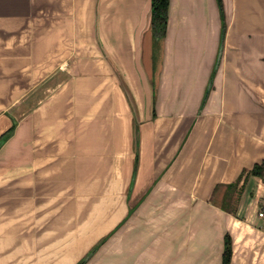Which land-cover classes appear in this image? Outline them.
<instances>
[{
    "label": "crops",
    "instance_id": "1",
    "mask_svg": "<svg viewBox=\"0 0 264 264\" xmlns=\"http://www.w3.org/2000/svg\"><path fill=\"white\" fill-rule=\"evenodd\" d=\"M150 16L0 0V264H77L106 235L84 264H221L226 233L229 264H264V182L221 205L264 159V0H169L155 70Z\"/></svg>",
    "mask_w": 264,
    "mask_h": 264
},
{
    "label": "trees",
    "instance_id": "2",
    "mask_svg": "<svg viewBox=\"0 0 264 264\" xmlns=\"http://www.w3.org/2000/svg\"><path fill=\"white\" fill-rule=\"evenodd\" d=\"M168 5L169 0H151V16H150V25H149V32L151 33V39H152V68L155 70L156 68V58L158 57V49L157 45L160 39L163 38L165 26H166V19H167V12H168ZM155 45V46H154ZM13 127H10L8 131L4 132L0 139L6 138L10 132L12 131ZM249 176H255L260 178L264 182V159L259 162L255 163L253 167L249 170H242L239 176L237 177L236 181L230 185H227V189H229L228 192H226L222 198V208L227 211L234 212L235 208H231L229 204L231 203L232 199V192L238 187V184L240 181H242V185L247 181V178ZM241 189V188H240ZM238 193H241L239 190ZM109 235H106L102 237L98 242L94 244L92 249H96L99 247V245L108 237ZM232 253L231 248V238L226 233L224 235V248L222 252V261L221 264H229L230 263V257Z\"/></svg>",
    "mask_w": 264,
    "mask_h": 264
},
{
    "label": "rangeland",
    "instance_id": "3",
    "mask_svg": "<svg viewBox=\"0 0 264 264\" xmlns=\"http://www.w3.org/2000/svg\"><path fill=\"white\" fill-rule=\"evenodd\" d=\"M49 86H51V85H49ZM44 88H47V87H44ZM45 90V89H44ZM222 191L223 190H220L219 192H218V194L216 195V197L215 198H218V199H220L222 196H221V194H222ZM220 201V200H219ZM87 240H89V239H87ZM96 240V239H95ZM94 240V241H95ZM94 241H89L88 242V244L85 246V248H86V250H88V248L92 245V243L94 242ZM82 243V242H81ZM103 247H110V242L108 241L105 245H103ZM85 251V249L83 248L82 250H81V252L83 253ZM103 253V252H102ZM84 255H81V257H83ZM91 257V256H90ZM96 263H98V264H109L110 263V257L109 256H103V258H98V260L96 261Z\"/></svg>",
    "mask_w": 264,
    "mask_h": 264
},
{
    "label": "water",
    "instance_id": "4",
    "mask_svg": "<svg viewBox=\"0 0 264 264\" xmlns=\"http://www.w3.org/2000/svg\"><path fill=\"white\" fill-rule=\"evenodd\" d=\"M149 29V28H148ZM157 71V70H156ZM7 138V137H6ZM6 138H4V139H0V145L5 141V139ZM98 242V241H97ZM104 242V241H103ZM102 242V243H103ZM101 243V244H102ZM100 244V245H101ZM99 245V246H100ZM94 246V245H93ZM92 246V247H93ZM92 247H91V249L86 253V255L80 260V261H78V263L77 264H84L89 258H90V256H92L93 255V253L96 251V249H92Z\"/></svg>",
    "mask_w": 264,
    "mask_h": 264
},
{
    "label": "built area",
    "instance_id": "5",
    "mask_svg": "<svg viewBox=\"0 0 264 264\" xmlns=\"http://www.w3.org/2000/svg\"><path fill=\"white\" fill-rule=\"evenodd\" d=\"M258 214H259V216H262L263 215V212L260 211Z\"/></svg>",
    "mask_w": 264,
    "mask_h": 264
}]
</instances>
